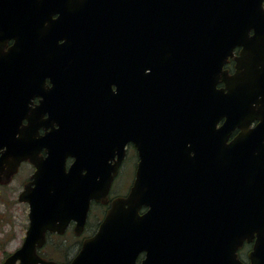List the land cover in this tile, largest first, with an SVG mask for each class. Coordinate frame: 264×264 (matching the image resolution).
Returning <instances> with one entry per match:
<instances>
[{
	"label": "water",
	"instance_id": "obj_1",
	"mask_svg": "<svg viewBox=\"0 0 264 264\" xmlns=\"http://www.w3.org/2000/svg\"><path fill=\"white\" fill-rule=\"evenodd\" d=\"M32 1L0 0V150L7 144L8 132L15 141L19 130L23 132L18 126L11 130L4 126L10 112H4L3 100L13 90L2 81L5 72L7 79L12 74L11 64L27 55L21 31L24 3ZM117 1L119 160L108 165L105 174H97L91 164L87 166L78 142L60 144L45 160L27 154L11 158L9 150L3 152L0 171L3 162L11 165L10 158L14 166L29 159L36 167L31 184L19 197L29 203L30 226L21 249L4 264L18 260L61 264L37 253L46 243L47 232L63 233L73 219L78 232L82 230L91 202H107L129 142L141 157L137 180L126 197L113 201L97 233L84 241L69 264H244L237 250L246 236V224L257 221L264 227V187L247 186L255 173H247L254 159L246 148L260 144L258 139L264 137V109L255 111L246 99L259 94L262 85L258 73L264 0ZM10 38L16 43L5 53ZM236 48L241 50L235 58L236 72L230 76L223 67ZM158 75L156 90L152 83ZM220 81L222 88H218ZM28 102L19 105V117ZM255 120L258 125L248 130ZM197 124L205 160L215 152L207 146L217 144L224 162L218 172L209 168L194 176L185 173L177 182L182 176L164 172L159 162L170 151V138L192 140L189 131L193 128L195 133ZM236 128L241 131L227 144ZM69 156L76 160L67 172ZM154 170L158 172L151 173ZM257 251L251 256L252 264H264ZM142 253L145 257L137 263Z\"/></svg>",
	"mask_w": 264,
	"mask_h": 264
},
{
	"label": "flooded vegetation",
	"instance_id": "obj_2",
	"mask_svg": "<svg viewBox=\"0 0 264 264\" xmlns=\"http://www.w3.org/2000/svg\"><path fill=\"white\" fill-rule=\"evenodd\" d=\"M63 4L66 6L61 7ZM24 5L21 41L26 46L27 55L25 53L24 57L18 59V63L11 64L12 74L7 79L5 72L2 81V85L8 84L7 86L13 90V95L5 96L3 100L6 101L4 112H10L4 126L9 130L11 126H18L23 132L19 130L15 135L18 141L12 139L11 132H8L5 139L7 144L0 150V156L9 150L7 154L9 157L27 154L45 160L51 150L53 148L55 150L60 144L78 142L80 146L76 147H80L79 149L83 147L82 155L87 159V166L91 164L94 173L105 174L107 166H112L119 160V1L33 0L25 2ZM15 43L16 40L8 39L4 45V52L8 53ZM240 50L241 48H236L235 56L229 58L223 67L230 76L236 72L235 58ZM259 56L261 72L258 76L262 80L260 93L251 94L250 98H246L255 111L260 107L264 109V43ZM159 84L158 75L152 86L157 90ZM222 87L224 83L220 81L218 88ZM27 101H29L27 108L19 117V105ZM234 103L236 105L235 101ZM12 117L15 118L14 121H11ZM224 121L225 119L221 120L217 128L221 127ZM258 123L259 120L253 121L248 130L255 128ZM240 131L239 128L233 130L227 144H231ZM189 132L195 142L184 137L183 140L170 138V151L163 155L162 161L159 162L164 167L162 168L164 172L182 176L177 182L182 180L185 173L194 176V173L200 174L209 168L218 172L219 165L224 162L219 156L217 144L207 146L215 149V152H210L207 155L209 159L205 160L202 155L205 153V146L198 144L200 143L198 124L195 133L193 128ZM152 133L156 135L155 130H152ZM258 142L260 144L246 146L254 159L247 173H255L249 177L248 187L255 185L264 187V137L259 138ZM11 158L9 159L11 165L7 162L2 164L0 184H9V181L25 174V182L22 184L24 191L31 184L36 167L29 159L14 166ZM75 160L76 158L72 156L65 160L67 172ZM140 162L138 148L133 142H129L111 183L107 202L94 200L91 202L87 220L80 232L77 230V221L73 219L63 233L47 232L46 243L48 236L80 237L79 248L75 254L77 256L84 241L97 233L113 201L129 194L137 180ZM130 165L133 178L127 188L128 191L124 195H119V190L116 189L119 177L129 173L127 167ZM27 166L32 169L29 174L24 170ZM82 172L86 174L88 171ZM157 172L151 171L154 174ZM176 186L182 187V184ZM257 194L255 200L258 203ZM18 201L20 202L19 197ZM95 208H98L99 212L94 211ZM209 212L210 215H214V210ZM261 212H264V208H261ZM92 214L96 219L94 224ZM244 233L246 236H243L244 240L237 250V256L244 264H252L251 256L257 250V254H260L257 257H264V227L258 226L257 221H249ZM21 247L8 254L2 264ZM38 254L45 260L54 261L42 256L39 251ZM74 257L62 264H69ZM144 257L145 254H141L137 263ZM15 264H21V261L18 260Z\"/></svg>",
	"mask_w": 264,
	"mask_h": 264
},
{
	"label": "rangeland",
	"instance_id": "obj_3",
	"mask_svg": "<svg viewBox=\"0 0 264 264\" xmlns=\"http://www.w3.org/2000/svg\"><path fill=\"white\" fill-rule=\"evenodd\" d=\"M128 167L129 173H124L119 177V183L116 187L119 190V195H124L128 191L127 188L133 178L131 165ZM24 170L28 174L32 171L28 166ZM24 176L21 175L17 179L9 181V184H0V264L3 263L8 254L22 246L29 228V206L27 203L18 201V197L23 191ZM94 211L99 212V209L95 208ZM91 218L94 224L96 219L93 214ZM79 239L80 237L57 238L56 236H48L47 243L39 250V253L51 260L65 263L74 257L78 251Z\"/></svg>",
	"mask_w": 264,
	"mask_h": 264
}]
</instances>
